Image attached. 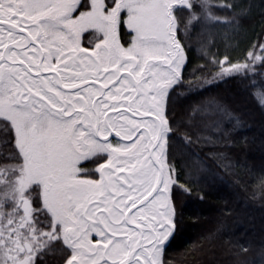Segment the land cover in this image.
<instances>
[{
    "label": "snow or ice",
    "instance_id": "6c2138e0",
    "mask_svg": "<svg viewBox=\"0 0 264 264\" xmlns=\"http://www.w3.org/2000/svg\"><path fill=\"white\" fill-rule=\"evenodd\" d=\"M230 81L264 113V0H0V264H264L227 205L179 246L233 168Z\"/></svg>",
    "mask_w": 264,
    "mask_h": 264
},
{
    "label": "trees",
    "instance_id": "16d2710c",
    "mask_svg": "<svg viewBox=\"0 0 264 264\" xmlns=\"http://www.w3.org/2000/svg\"><path fill=\"white\" fill-rule=\"evenodd\" d=\"M256 3L258 4L259 0H256ZM259 19L257 14L249 21V25L254 26L257 31ZM243 42L244 38L241 37V44ZM193 55V64L198 63L199 61L195 59L198 54ZM208 95L215 96L229 105L239 118V122L235 123L230 133L236 143L219 149L231 157L233 168L226 171L215 169L216 178L211 181L210 186L203 185L208 192L205 200L200 201L193 195L183 201L181 207L187 205V208H184L185 227L179 237V246L180 249L185 248L201 233L215 227L222 219L221 210L227 205L235 210V215L226 219L225 223L234 226L236 238L247 234L246 238L258 247L261 241H264V200L260 198L262 193L252 187L253 180L246 172L248 167H254L255 171H258L264 166V113L232 81L221 84L210 93H205V96ZM244 141L246 144L242 143ZM209 150V147H204V151ZM245 183L249 185L247 189L243 186ZM195 217L199 219L193 226ZM177 251L178 249L173 250ZM214 259L228 264V258L219 252Z\"/></svg>",
    "mask_w": 264,
    "mask_h": 264
}]
</instances>
